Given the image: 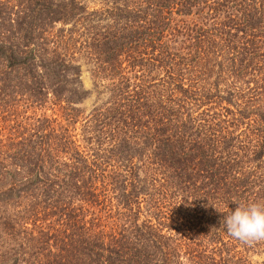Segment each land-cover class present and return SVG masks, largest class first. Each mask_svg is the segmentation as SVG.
<instances>
[{"label": "trees", "instance_id": "trees-1", "mask_svg": "<svg viewBox=\"0 0 264 264\" xmlns=\"http://www.w3.org/2000/svg\"><path fill=\"white\" fill-rule=\"evenodd\" d=\"M102 3L0 0V264H264V0Z\"/></svg>", "mask_w": 264, "mask_h": 264}, {"label": "clouds", "instance_id": "clouds-1", "mask_svg": "<svg viewBox=\"0 0 264 264\" xmlns=\"http://www.w3.org/2000/svg\"><path fill=\"white\" fill-rule=\"evenodd\" d=\"M233 202L237 207L234 211H228L226 215L215 207L217 211L224 213L223 222L227 233L248 245L264 241V200L246 204L237 200Z\"/></svg>", "mask_w": 264, "mask_h": 264}, {"label": "rangeland", "instance_id": "rangeland-1", "mask_svg": "<svg viewBox=\"0 0 264 264\" xmlns=\"http://www.w3.org/2000/svg\"><path fill=\"white\" fill-rule=\"evenodd\" d=\"M84 3L91 9H99L105 0H83ZM81 64V73L80 80L85 89L89 90V95L84 98V100L78 104L79 108L82 111V114H88L91 111L92 107L97 104L99 101L106 99V91H104V85L106 84V80L99 79L95 77V73L93 71V64L86 61V59H82L79 61ZM100 93V95L98 94ZM1 107V106H0ZM14 117L7 115L1 111L0 108V133L7 132L10 126L14 124ZM79 123H77V126ZM253 263L264 262V251L260 253L253 254L251 257Z\"/></svg>", "mask_w": 264, "mask_h": 264}]
</instances>
